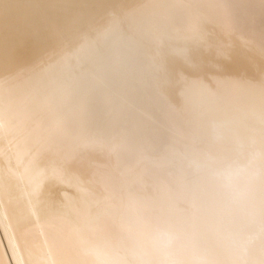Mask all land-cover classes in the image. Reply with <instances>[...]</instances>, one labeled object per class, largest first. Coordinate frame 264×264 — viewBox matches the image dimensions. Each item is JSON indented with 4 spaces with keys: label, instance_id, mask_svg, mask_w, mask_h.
<instances>
[{
    "label": "bare ground",
    "instance_id": "6f19581e",
    "mask_svg": "<svg viewBox=\"0 0 264 264\" xmlns=\"http://www.w3.org/2000/svg\"><path fill=\"white\" fill-rule=\"evenodd\" d=\"M204 1L0 0V264H264V58L232 53L241 42L220 34ZM152 89L174 111L196 108L188 123L210 142L178 162L192 174L179 171L174 191L168 179L141 184L142 167L120 170L110 153L77 149L89 132H66L88 106L107 109L103 122L110 108L116 121L141 98L140 107L155 105ZM103 171L118 175L116 189Z\"/></svg>",
    "mask_w": 264,
    "mask_h": 264
},
{
    "label": "rangeland",
    "instance_id": "374dc122",
    "mask_svg": "<svg viewBox=\"0 0 264 264\" xmlns=\"http://www.w3.org/2000/svg\"><path fill=\"white\" fill-rule=\"evenodd\" d=\"M206 1V0H205ZM204 1V2H205ZM208 1H210V5H212L211 4V2H212V0H208ZM208 1H206V2H208ZM235 0H221V3H220V0H219V2L218 1H215L214 0V2H216V6L214 7V5H212L211 7H209L208 8V6H210V5H208L206 8L208 9V11H207V9L205 10L204 9V11H203V14L204 13H206L205 14V16L207 15H209L208 17L209 18H211L214 22H212V20H210V19H207V18H205V20H204V22L206 23V25L207 24H209L210 23V21L212 22V23H215V21H216V24L218 25V29H219V32H220V34L221 35H224V36H226V35H229V43H231V42H241V44H239V43H237V45L232 49V53H237V54H240V55H244V52L243 51H246V52H251V51H255V52H257V54H259L261 57H262V60H263V56L264 55H262V53L264 54V50H263V47H264V0H239L238 1V3L235 1V4H233V2H234ZM263 1V2H262ZM213 2V3H214ZM224 3V4H223ZM227 3H230V5L229 4H227ZM259 3V4H258ZM220 4V5H219ZM222 4V5H221ZM227 6H226V5ZM253 4V5H252ZM204 5V4H203ZM205 6H206V4H205ZM222 6V7H221ZM217 7V8H216ZM225 7V8H224ZM194 8V9H193ZM255 8V9H254ZM192 9V10H191ZM197 9V6H192V7H190V8H188V10H186V12H184V14H182V16L181 17H183V16H185L186 14H191L192 12H193V10L195 11ZM215 9V10H214ZM232 9V10H231ZM211 10H212V12H211ZM234 10H236V11H234ZM209 11L211 12V13H209ZM186 13V14H185ZM218 13V14H217ZM223 13V14H222ZM226 13V14H225ZM237 13V14H236ZM212 14V15H211ZM214 14V15H213ZM261 14V15H260ZM188 15H186V16H188ZM224 17H223V16ZM232 15V16H231ZM185 16V17H186ZM204 15H203V17H205ZM226 16H229V18H228V20L231 18V20L230 21H228L227 20V17ZM173 17H177V13H175V14H173ZM216 17H218V18H216ZM216 19V20H215ZM223 19H225V20H223ZM233 19V20H232ZM237 19H239V20H237ZM209 20V22H207ZM217 20H219V21H217ZM221 20V21H220ZM236 20V21H235ZM235 21V22H234ZM203 22V18H202V20H201V23ZM219 22V23H218ZM224 22V23H223ZM229 22L231 23V24H229ZM200 23V22H199ZM197 23L196 24V26H195V31H197L196 29H199V27H200V29L198 30V31H200L201 30V28L203 27V25L202 24H204L205 25V23ZM209 24V25H213V24ZM228 23V24H227ZM222 26H221V25ZM220 25V26H219ZM239 25V26H238ZM213 26H215V25H213ZM225 26V27H224ZM233 26V27H232ZM173 27V26H172ZM171 26L169 27V28H167V33L170 31V30H173V28H172ZM217 27V26H216ZM235 27V28H234ZM238 27V28H237ZM172 28V29H171ZM194 29H193V31H194ZM222 29H223V31H222ZM228 29H230V30H228ZM232 30V32H230ZM197 31V32H198ZM224 32H227V33H224ZM170 33V32H169ZM231 33H232V35H231ZM260 34V35H259ZM242 36H244V37H242ZM246 40L245 42H243L244 41V39ZM247 39H249L250 41H251V44L253 43V45H251L250 44V41H247ZM241 40H243V41H241ZM249 43V44H248ZM247 44V45H246ZM256 44V45H255ZM258 44V45H257ZM262 44V45H261ZM257 46V47H256ZM256 48H257V50H256ZM259 48H260V51H259ZM143 50L145 51V50H147V48H143ZM142 49H140V51H142V52H144ZM262 50V51H261ZM247 54V53H246ZM222 60V59H221ZM116 61V60H115ZM118 61V60H117ZM120 61V60H119ZM222 61H226V59H223ZM264 61V60H263ZM142 63V62H141ZM143 64V63H142ZM142 64L140 65V66H142ZM194 70H198V68H195ZM220 70H218V72H219ZM150 72V73H149ZM148 73L149 74H151V76H148V77H152V76H154V75H156L157 74V72H156V68H152L150 71H149ZM221 72V71H220ZM154 78V77H153ZM151 80V79H150ZM104 81V82H103ZM103 83L102 82H100V86L102 85H104V83H105V85H106V82H108V79L107 78H104L103 79ZM104 85V86H105ZM156 85V84H155ZM154 85V86H155ZM153 86V88L155 89H157V88H159V86H158V84L154 87ZM101 89V87H99V90ZM103 90V89H102ZM96 92H94L93 94H97L96 96H98L99 95V91H97V89L95 90ZM152 92L151 93H154V92H156L155 90H154V92H153V89L151 90ZM151 93H148V95L150 94V99L151 98H153L154 96H155V94H151ZM79 94H81V93H79V91L78 92H76V94H74L73 96H71L72 98L74 97V101H71L70 102V100H69V103H71V104H69L67 107H69L70 106V108L68 109V110H72V105H73V103H75V100L77 99V97L79 96ZM93 94H91V95H93ZM129 93H127L126 95H128ZM156 94H158L157 92H156ZM95 95H93V96H95ZM116 94H113V96H114V98H115V101H119V102H117V103H121L123 100H126V99H120V98H125V96H122V95H120V97L118 98H116V96L117 95H119V94H117L116 96H115ZM95 96V97H96ZM112 96V97H113ZM157 96H159V94L157 95ZM75 97H76V99H75ZM95 97H91V99H92V101H95L96 100V98ZM111 97V96H110ZM160 98H161V101L160 100H155V102H156V104L155 105H157L158 104V106H155V105H153V104H151V106L153 105L154 106V108L153 107H151V106H147L146 108L145 107H143V108H145V109H143L142 107H140L141 105H143L141 102H142V100L141 99H143V98H141V99H139L138 100V104H139V107H136L135 105L137 104L136 102L137 101H135V105L134 104H132L131 106L133 107V106H135V107H130V109H128V111L129 112H125V111H123L124 113H123V115L121 114V113H119L118 114V118L116 117V121H115V118H114V115H112L113 113L112 112H110V110H111V108L109 109V107H110V105L112 104V102H114V98H109L112 102L109 104L108 102V109H109V116H106L107 114H105V116H106V118H105V120L103 121V122H105V123H103L102 122V116L104 115V113H107V109H105L106 111H104V113L103 114H101V116H99L100 114H99V112H101L100 110H98L97 112L98 113H96V111H94L93 110V108H91L90 109V107L87 109L86 108V110L85 111H88V113H86V112H83V114H86L87 116L88 115H90L91 113H92V115H90V116H86V118H84L85 116L83 115V116H80V118H82L81 120L82 121H80L79 123H77L76 125L73 123V122H71V124L73 123V125H75L76 127H74L73 129H71V127H70V125H69V127H70V129H66L67 131L66 132H68V130L70 131V132H73L72 133V135H78L79 136V134L81 133L82 134V132H85V133H87V132H89V133H87V134H85V137L84 136H80V138L78 137V140H81L82 138H83V140L85 141V142H81V141H78L77 139H76V141H78V143L76 144V145H79V146H77V149H78V147H80L81 145H83L84 143H85V147H88L89 149L87 150L84 146V148L86 149H82V147L80 148V150L82 149V150H85V151H89V150H91V149H93V150H98L97 151V155H101V154H105V155H107L108 153H110L109 155H111V156H109L108 155V157L109 158H113V157H116L117 158V160H118V162H120V167H122V169L121 168H119L120 170H124L126 167V170L128 169V167H130L129 168V170H132V169H141V167H142V169H141V171L142 172H144L143 173V177L141 178V184L144 182V181H146V180H148V181H146V182H144V183H147V184H149L148 182H150L152 185H151V187H153V185L155 184H157V186L160 184L161 186H163L164 187V185L166 184V181H167V184L166 185H168L169 186V190L171 191H174V189L175 188H177V184L180 182V180H179V178H181V174H184V170L186 169V170H189V172L188 171H186L185 170V172H187L186 174H192L191 172V169H192V166H183V169H182V165H181V169H179V167H180V165L178 166V162L179 163H181V162H183L184 160H185V158L186 157H189L190 155H193V154H195L196 152H198L199 150H201L203 147H205V146H208L209 144H210V142L208 143V136H205L204 134H203V132L202 133H200L201 131L199 130V128H198V126H196L195 124H196V122H191V124H190V122L188 123V121L191 119V116L194 114L195 116H196V114H197V116L199 115V113L197 112L198 110L196 109V108H194V109H185V110H180V112L179 111H174V110H172L171 109V107L169 106V104H168V101L166 100H164V98L163 97H161V96H159ZM95 98V100H93ZM148 98H149V96H148ZM157 98V97H156ZM163 98V99H162ZM71 99V98H70ZM109 99H108V101H109ZM117 99V100H116ZM118 99H120V100H118ZM154 99H155V97H154ZM122 100V101H121ZM146 100H148V99H146ZM121 101V102H120ZM140 101V102H139ZM153 101V100H152ZM106 102V101H105ZM124 102V101H123ZM150 102V101H149ZM117 103H116V105H117ZM124 103H126V102H124ZM154 103V102H153ZM165 103V104H164ZM104 104H106V103H104ZM137 104V105H138ZM166 104H168V105H166ZM115 105V106H116ZM150 105V104H149ZM74 106V105H73ZM115 106L113 107V110H114V108H115ZM167 106L168 107H170V108H167ZM92 107V106H91ZM105 107H107V104L105 105ZM133 109H139V110H136L137 112H139V113H137L135 110H133ZM141 109V110H140ZM149 111H148V110ZM151 109V110H150ZM171 109V110H170ZM133 110V111H132ZM145 110H146V112H145ZM175 110H178V109H175ZM132 111V112H131ZM135 111V112H134ZM150 111H152L154 114H152V116H153V118L151 117V112ZM94 112H95V114H94ZM103 112V111H102ZM130 112H131V114H130ZM147 112H149L150 114H148ZM116 113V112H115ZM129 113V114H128ZM134 113V114H133ZM145 113V114H144ZM93 114H94V116H93ZM98 114V115H97ZM126 114H127V116L128 115H134L133 117L131 116H129V117H126ZM147 114V115H146ZM82 115V114H81ZM124 115H125V117H124ZM137 115H139V116H137ZM144 115L147 117V119H146V117H144ZM98 117L99 119H100V117H101V119L99 120L98 119V121H96V122H98L97 124L99 125L100 124V127H98V125L96 126H94V127H92L94 124H92V122H91V120H90V118L92 117V119H93V122L95 123V121L94 120H97L96 119V117ZM104 116V117H105ZM117 116V115H116ZM137 116V117H136ZM155 116V117H154ZM196 116V117H197ZM90 117V118H89ZM95 117V118H94ZM120 117H122V118H120ZM141 117H144V118H142L144 121L141 123V122H137L136 121V123H138V125L141 127L142 125L141 124H143V126L141 127L142 128V131L141 132H139V133H137L136 134V132H138V130H140V129H138L139 128V126L137 127V131L135 132V133H133L136 129H133V128H135V126H137V125H135V124H133L134 123V120L136 119V120H140L141 121ZM194 117V116H193ZM193 117H192V119H193ZM196 117H195V119H196ZM108 118H110V119H112L113 118V120H112V123L110 122L109 123V126H110V124H111V126H110V128L108 127V121H107V119ZM127 118V119H126ZM132 118V120L130 121V119ZM135 118V119H134ZM149 118V119H148ZM190 118V119H189ZM84 119H86V120H84ZM90 121H89V120ZM110 119H109V121H110ZM122 119V120H121ZM128 119H129V121H128ZM189 119V120H188ZM119 120V121H118ZM146 120V121H145ZM185 120L187 121V123H185ZM194 120V119H193ZM86 121V122H85ZM101 123H100V122ZM123 121H128V123H126V122H123ZM89 122H91L90 124H89ZM106 122H107V124H106ZM147 122H149L148 123V125H147ZM183 122H184V124H183ZM81 123V124H80ZM82 123H83V125H82ZM119 123V124H118ZM130 123L132 124V125H135L134 127H132V125H131V127H130ZM140 123V124H139ZM106 124V125H105ZM122 124V125H121ZM129 125L128 126V128H126L127 126H123V125ZM147 126H146V125ZM188 124V125H187ZM195 126H194V125ZM80 125V126H79ZM101 125H105V126H101ZM144 125L146 126V128L144 127ZM167 125V126H166ZM72 126V125H71ZM89 126H91L90 128H89ZM107 126V127H106ZM79 127H80V129H79ZM81 127H82V130H81ZM87 127V128H86ZM97 127V129L96 130H94L95 128ZM129 127L130 128H132V132L131 133H129V134H131V136L128 134V133H126V136H124V134L122 135V137H120V138H118L119 136H121V135H119V133L121 134V132L120 131H124V129L126 128V129H129ZM149 129H148V128ZM164 127V128H163ZM66 128H68V126L66 127ZM86 128V129H85ZM103 128L105 129V130H103ZM106 128H108V130L110 131L109 133H108V130L106 129ZM116 128H117V130H116ZM144 128V129H143ZM194 128H198V129H196V130H194ZM88 129L90 130V131H88ZM92 129L94 130V132L92 131ZM115 130V131H112V130ZM147 129H148V131H147ZM80 130V131H79ZM86 130V131H85ZM152 132H151V131ZM155 130V131H154ZM100 131V132H99ZM119 131V132H118ZM182 131H184L185 133H183ZM194 131V132H193ZM197 131H200V132H197ZM75 132H78V133H75ZM92 132V133H91ZM98 134H96V133ZM116 132H118V133H116ZM181 132V133H180ZM197 134H196V133ZM69 133V132H68ZM75 133V134H74ZM91 133V134H90ZM100 133V134H99ZM104 133H105V135H104ZM108 133V136H106V134ZM189 134V135H187V134ZM67 134V133H66ZM110 134H112V135H110ZM118 134V135H117ZM135 134H136V136H135ZM185 135V137H186V139H185V137L184 136H182V135ZM192 136H191V135ZM200 134V135H199ZM71 135V134H70ZM95 135H97V138L96 137H93V136H95ZM104 135V136H103ZM87 136V137H86ZM88 136H90V137H88ZM111 136V137H110ZM117 137V138H116ZM124 137V138H123ZM153 137V138H152ZM183 137V138H182ZM197 137V138H196ZM204 137V138H203ZM91 138H92V140L95 138L96 139V143H95V140H93L94 141V144H93V142L92 143H89L90 142V140H91ZM110 138V139H109ZM149 138V139H148ZM202 138V139H201ZM87 139V140H86ZM100 139H102L101 140V142L102 141H104V142H100ZM105 139V140H104ZM110 141H109V140ZM118 139H120V140H118ZM146 139H148L146 142H147V144H148V147H146L145 145H147L146 144V142H145V140ZM154 141H153V140ZM98 140V141H97ZM151 140V141H150ZM189 140V141H188ZM206 140V142L208 143V144H206V142H204V141ZM87 141V142H86ZM115 141H118V142H116V145H117V148L115 147L116 145H115V143L113 144V142H115ZM149 141V142H148ZM199 141H201V142H199ZM79 142L80 143H83V144H79ZM98 142V143H97ZM109 142V143H108ZM143 142H145V143H143ZM153 142V145L152 144H150V143H152ZM189 142V143H188ZM88 143V144H87ZM103 143H104V145H106V148H105V146L103 145ZM107 143V144H106ZM119 144V146H118V144ZM141 143V144H140ZM143 143V144H142ZM205 143V144H204ZM74 144V145H75ZM91 144V145H90ZM101 144V145H100ZM114 146H113V145ZM133 144H136V145H133ZM196 146H195V145ZM73 145V146H74ZM141 145H142V147H141ZM203 145V146H202ZM91 146H93V147H91ZM103 146H104V148H103ZM111 146H112V148H111ZM131 147V149H130V147ZM139 146V147H138ZM150 146V147H149ZM187 146V147H186ZM114 147H115V149H114ZM135 147V148H134ZM136 147H138L137 148V150H136ZM185 147H186V149H185ZM73 148H75V146L73 147ZM103 148V149H102ZM143 148V149H142ZM145 148V149H144ZM188 148H189V150H188ZM134 149L136 150V151H134ZM196 149V150H195ZM134 152H137V154L136 153H133V151ZM182 150V151H181ZM195 150V151H194ZM101 151H102V153H101ZM114 151V152H113ZM132 151V152H131ZM185 151H187L186 153H185ZM190 151V152H189ZM103 152H105V153H103ZM107 152V153H106ZM130 152H131V154H130ZM115 153V154H114ZM181 154V155H180ZM185 154V155H184ZM180 155V156H179ZM187 155V156H186ZM124 156H126V157H124ZM130 158H132V161H130L128 158L129 157ZM140 156V157H139ZM145 156H147V157H145ZM123 157H124V159H123ZM136 157V158H135ZM142 157V158H141ZM145 158V160H147V161H145L144 160V158ZM164 157L166 158V161H165V163H167V164H165L164 162H163V160L162 159H164ZM169 157H172V158H169ZM174 157H179V159L178 158H174ZM116 158H114V159H116ZM125 158H126V161H125ZM113 159V160H114ZM135 159V160H134ZM139 159H141L140 160V164H139ZM142 159L144 160V161H142ZM150 159V160H149ZM168 159H172V160H169L168 161ZM175 159V160H174ZM182 159H183V161H182ZM134 160V161H133ZM138 160V161H137ZM178 160V161H177ZM129 161V162H128ZM135 161H137V162H135ZM149 161V162H148ZM162 161V162H161ZM136 163V164H135ZM143 163H145L144 164V167H143ZM169 163H174L175 165V167H173V166H171V165H169ZM123 164V165H122ZM135 165V166H134ZM138 167H137V166ZM148 167H147V166ZM133 166H134V168H133ZM146 166V167H145ZM125 167V168H124ZM132 167V168H131ZM150 167V168H149ZM152 167H154V168H152ZM124 168V169H123ZM145 168V170L143 171V169ZM148 168V169H147ZM175 168V169H174ZM177 168V169H176ZM185 168V169H184ZM146 169L148 170L147 172H146ZM179 171H181V174H180V172ZM191 171V172H190ZM179 172V173H178ZM101 174L102 173H104V171L103 172H100ZM107 173L109 174V172H106V173H104L103 175H107ZM100 174V175H101ZM175 174H177V175H175ZM102 175V176H103ZM110 175V174H109ZM115 175V174H114ZM114 175H110L109 177H110V179L112 178V177H115V179H116V177L118 176L117 174H116V176H114ZM171 175H173V176H171ZM168 176H170L169 178H168ZM178 176V177H177ZM106 177H108V176H106ZM108 177V178H109ZM159 177V178H158ZM166 177V178H165ZM175 177V178H174ZM176 177H177V179H176ZM117 178H119V177H117ZM165 178V179H164ZM171 178V179H170ZM114 178L113 179H111L110 180V183H111V185H113L114 183V185H116V182H118L119 181V179L116 181V182H114L113 180H115ZM153 179H155L156 181L159 179H161L162 181H164V180H166V179H168V180H166L165 181V184H164V182H162L164 185H162V183H161V180H160V183L158 184V182L159 181H153L152 182V180ZM174 179V180H173ZM170 180V181H169ZM114 182V183H112V182ZM173 181H174V183H173ZM176 181V182H175ZM178 181V182H177ZM120 182V181H119ZM119 182L117 183V185L119 184ZM143 183V184H144ZM176 184V186L174 187V185ZM110 185V186H111ZM113 185V187L116 189V187ZM145 186H147L146 184H144ZM143 185V186H144ZM154 185V186H155ZM159 185V186H160ZM157 186H155V187H157ZM159 186L157 187V188H159ZM187 186H189V187H191L192 185L190 184V185H186L185 187H187ZM163 187H160L161 189H163ZM188 187V188H189ZM110 188V187H109ZM112 188V187H111ZM118 188V187H117ZM165 190L166 189H168L167 188V186H165V188H164ZM163 189V190H164ZM160 190V189H159ZM176 190V189H175ZM111 191H113V190H111Z\"/></svg>",
    "mask_w": 264,
    "mask_h": 264
},
{
    "label": "clouds",
    "instance_id": "9594fccd",
    "mask_svg": "<svg viewBox=\"0 0 264 264\" xmlns=\"http://www.w3.org/2000/svg\"><path fill=\"white\" fill-rule=\"evenodd\" d=\"M96 256L98 259H101V253L99 251L96 252Z\"/></svg>",
    "mask_w": 264,
    "mask_h": 264
}]
</instances>
